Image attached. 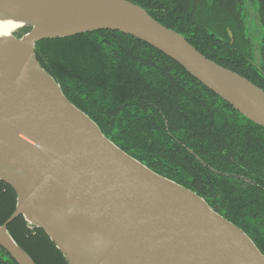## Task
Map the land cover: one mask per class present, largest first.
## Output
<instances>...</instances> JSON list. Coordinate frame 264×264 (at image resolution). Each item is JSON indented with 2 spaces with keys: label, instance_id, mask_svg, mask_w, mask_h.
<instances>
[{
  "label": "water",
  "instance_id": "water-1",
  "mask_svg": "<svg viewBox=\"0 0 264 264\" xmlns=\"http://www.w3.org/2000/svg\"><path fill=\"white\" fill-rule=\"evenodd\" d=\"M0 22L17 26L0 36V182L16 195L0 247L16 264H34L7 231L19 216L68 264H264L241 229L107 139L41 67L35 44L98 30L131 36L264 128L262 89L127 0H0Z\"/></svg>",
  "mask_w": 264,
  "mask_h": 264
},
{
  "label": "trees",
  "instance_id": "trees-1",
  "mask_svg": "<svg viewBox=\"0 0 264 264\" xmlns=\"http://www.w3.org/2000/svg\"><path fill=\"white\" fill-rule=\"evenodd\" d=\"M181 35L210 61L264 91L251 62L244 0H127ZM257 4L264 28V0ZM29 28L19 29V38ZM41 67L63 95L120 150L194 192L264 254V128L252 123L153 47L98 30L35 44ZM227 175V176H225ZM16 195L0 182V226ZM34 264H68L48 236L19 216L7 226ZM0 264H16L0 247Z\"/></svg>",
  "mask_w": 264,
  "mask_h": 264
},
{
  "label": "rangeland",
  "instance_id": "rangeland-1",
  "mask_svg": "<svg viewBox=\"0 0 264 264\" xmlns=\"http://www.w3.org/2000/svg\"><path fill=\"white\" fill-rule=\"evenodd\" d=\"M243 13L247 26V33L252 41V62L256 67L260 66V43L264 38V28L260 25L257 4L250 0H244Z\"/></svg>",
  "mask_w": 264,
  "mask_h": 264
},
{
  "label": "bare ground",
  "instance_id": "bare-ground-1",
  "mask_svg": "<svg viewBox=\"0 0 264 264\" xmlns=\"http://www.w3.org/2000/svg\"><path fill=\"white\" fill-rule=\"evenodd\" d=\"M16 25L11 22H0V36H6L16 29Z\"/></svg>",
  "mask_w": 264,
  "mask_h": 264
},
{
  "label": "flooded vegetation",
  "instance_id": "flooded-vegetation-1",
  "mask_svg": "<svg viewBox=\"0 0 264 264\" xmlns=\"http://www.w3.org/2000/svg\"><path fill=\"white\" fill-rule=\"evenodd\" d=\"M243 5H244V3H243ZM243 18H244V23H245V16H244V13H243ZM258 18H259V16H258ZM259 22H260V20H259ZM260 25H261V23H260ZM262 26V25H261ZM245 28H246V35H247V37L249 38V41H250V46H251V62H252V41H251V39H250V37H249V35H248V33H247V26H246V23H245ZM262 28H263V26H262ZM263 39L264 38H262V40H261V43H260V47H261V44H262V41H263ZM260 60H261V55H260ZM252 64H253V62H252Z\"/></svg>",
  "mask_w": 264,
  "mask_h": 264
}]
</instances>
